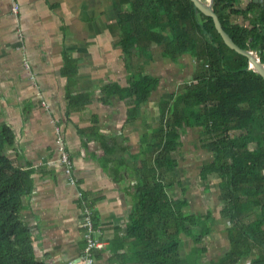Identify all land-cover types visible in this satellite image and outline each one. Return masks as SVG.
<instances>
[{"label":"crops","instance_id":"1","mask_svg":"<svg viewBox=\"0 0 264 264\" xmlns=\"http://www.w3.org/2000/svg\"><path fill=\"white\" fill-rule=\"evenodd\" d=\"M131 2L0 0V127L14 135L10 157L19 156L35 170L33 194L21 218L35 258L46 264L82 261L85 208L93 214V239L103 243L92 252L95 264H136L128 236L134 170L160 128L163 103L174 104L199 70L190 55L172 61L154 43L149 56L123 46L121 17ZM252 4L242 0L236 9ZM231 23L249 25L238 16ZM140 75L157 78V84L145 102L137 103L129 91ZM178 134L170 197L187 204L190 185L201 184L206 195L218 199L220 178L213 174L205 182L200 176L214 160L203 148L209 140L201 143L203 119L182 125ZM58 138L71 162L70 175L60 161ZM193 251L194 246L180 249L182 257ZM253 255L240 264H250Z\"/></svg>","mask_w":264,"mask_h":264},{"label":"trees","instance_id":"2","mask_svg":"<svg viewBox=\"0 0 264 264\" xmlns=\"http://www.w3.org/2000/svg\"><path fill=\"white\" fill-rule=\"evenodd\" d=\"M241 1L214 0L213 8L233 41L242 50L257 52L264 64V6L252 4L241 12L236 9ZM233 16L249 25L231 23ZM120 27L123 46L149 56L154 43L172 61L187 54L199 67L194 80L184 85V94L174 104L163 103L160 128L144 147L141 167L134 170L128 236L134 240L136 264H240L251 254L250 264H264L262 76L248 68L247 58L231 50L212 19L189 0H132ZM140 76L129 91L137 103L145 102L157 84L153 76ZM199 118L209 140L203 148L214 155L200 176L205 182L213 174L220 178V217L228 225L230 241L221 258L207 263L201 261L206 248L200 243L212 234V214L205 216L204 227L196 225L201 218L184 213L187 201L170 197L168 181L176 166L172 153L178 130ZM13 143L10 128L0 127V264H46L35 258L30 231L21 218L24 202L33 194L35 170L19 156L10 157L7 148ZM183 232L198 244L186 257L180 253Z\"/></svg>","mask_w":264,"mask_h":264},{"label":"rangeland","instance_id":"3","mask_svg":"<svg viewBox=\"0 0 264 264\" xmlns=\"http://www.w3.org/2000/svg\"><path fill=\"white\" fill-rule=\"evenodd\" d=\"M134 60L129 61V66H132L131 64L133 63ZM187 74H184L185 76ZM201 119V118H199ZM202 142L201 143H206L208 140L207 136L202 134L201 137ZM201 145V144H200ZM178 178H180V173H182L181 170H178ZM191 189L193 191V195L189 201V203L186 204V208L184 210L186 215H194L196 217L201 218L198 220L199 226H205L204 224V219L205 216L207 215V209L212 208V205L214 204L213 200H215L216 204H214V209H210L212 213V218L216 220V225L212 229V234L209 236H205L203 234L204 240L203 243H200L203 245L206 249L204 252H202V256H204V263H207L211 260H218L224 252L230 247V241L227 239V228L228 225L225 221L222 219L218 220L220 217V213L222 210V205L220 204L219 198L218 199H212L213 197L210 195H206L203 191L202 185H195L192 184L190 185ZM189 189V188H188ZM178 194V191H177ZM218 200V202H217ZM217 207V209H215ZM191 209V210H190ZM201 230V227H199ZM196 231L199 232V229H196ZM181 243H180V249L185 250L189 249V247L194 246L196 247V243L192 241L191 238L187 237V233L183 232L180 235ZM193 249V248H192Z\"/></svg>","mask_w":264,"mask_h":264},{"label":"water","instance_id":"4","mask_svg":"<svg viewBox=\"0 0 264 264\" xmlns=\"http://www.w3.org/2000/svg\"><path fill=\"white\" fill-rule=\"evenodd\" d=\"M196 10L207 18L212 19L214 26L218 34L222 37L224 43L233 51L245 56L248 60L249 69L255 71L262 76L264 80V64L259 60L258 55L253 51L242 50L224 30L222 23L220 22L217 14L214 11V0H208L207 3L202 0H189ZM254 3H259L262 6V1L254 0Z\"/></svg>","mask_w":264,"mask_h":264},{"label":"built area","instance_id":"5","mask_svg":"<svg viewBox=\"0 0 264 264\" xmlns=\"http://www.w3.org/2000/svg\"><path fill=\"white\" fill-rule=\"evenodd\" d=\"M56 143L59 146V150L61 152L60 161L62 165L65 167V171L68 175H70L71 171V162L64 150L63 142L60 138L57 139ZM73 183V181H72ZM84 229H85V246H84V257L81 262L78 264H95V256H93V250L100 248L103 246L102 242H99L96 239H93V234L96 233L94 225L92 223L93 214L89 209L85 208L84 210ZM75 264V263H71Z\"/></svg>","mask_w":264,"mask_h":264}]
</instances>
